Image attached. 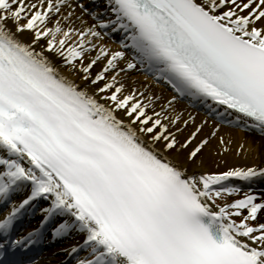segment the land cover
<instances>
[{"label": "snow or ice", "instance_id": "6c2138e0", "mask_svg": "<svg viewBox=\"0 0 264 264\" xmlns=\"http://www.w3.org/2000/svg\"><path fill=\"white\" fill-rule=\"evenodd\" d=\"M237 131L264 149V0H0V264H264Z\"/></svg>", "mask_w": 264, "mask_h": 264}, {"label": "bare ground", "instance_id": "6f19581e", "mask_svg": "<svg viewBox=\"0 0 264 264\" xmlns=\"http://www.w3.org/2000/svg\"><path fill=\"white\" fill-rule=\"evenodd\" d=\"M139 78L141 80L145 79L146 77L143 74L139 75ZM147 79L151 80V77H147ZM158 90L159 89H164L166 93L170 94V90H168L166 88L165 85L160 84L157 86ZM189 111H192V109H189ZM199 111V110H198ZM201 114H203L201 112ZM234 135L236 136V138L239 139H247L248 141L252 142L255 141L256 144V152L255 154L250 157V158H245V157H237L235 155H231L228 157V162L230 164H236L238 166H243L245 164H247L248 166H252L253 164H259L261 162V154L264 153V149H262L259 145H260V137L258 133H254V132H249L247 134H245L243 131H237L234 133ZM264 181H260L259 184L263 183ZM237 183H239V186L241 185L240 183H244V182H239L237 181ZM257 193H259L260 191H256ZM27 222L26 224L22 227L20 226L19 228V232L21 235L26 234L27 231ZM60 246L59 245H53V246H47V249H45L47 251V253L45 254L46 256L43 257V260L40 259V262H38L37 264H54V259L51 256V253L56 252L58 250ZM61 257H56V259H59Z\"/></svg>", "mask_w": 264, "mask_h": 264}]
</instances>
